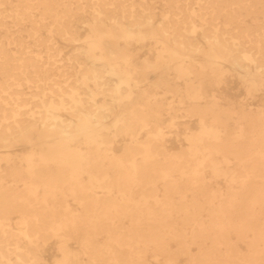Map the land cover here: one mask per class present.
I'll list each match as a JSON object with an SVG mask.
<instances>
[{
	"label": "bare ground",
	"instance_id": "1",
	"mask_svg": "<svg viewBox=\"0 0 264 264\" xmlns=\"http://www.w3.org/2000/svg\"><path fill=\"white\" fill-rule=\"evenodd\" d=\"M179 256L264 264V0H0V264Z\"/></svg>",
	"mask_w": 264,
	"mask_h": 264
},
{
	"label": "rangeland",
	"instance_id": "2",
	"mask_svg": "<svg viewBox=\"0 0 264 264\" xmlns=\"http://www.w3.org/2000/svg\"><path fill=\"white\" fill-rule=\"evenodd\" d=\"M156 7L159 8L160 7V3H157ZM61 44L63 46H65L63 48L64 51H68L69 50V48H70V44L69 43L62 42ZM138 54L140 55L141 59H143L146 56H151L150 55L151 53L148 52V51H145V50L140 52V53H138ZM224 88L225 87H223L222 89L224 90ZM229 88H231V89H229V91L235 93V95H237L238 97H242L243 96L242 93H241L242 89H241V87H240V85H239L237 80H233V81L231 80ZM184 144H185V141L183 139H180L179 142H169L168 143V147L176 148V147H178L180 145H184ZM216 183L221 185V182H219V181H217ZM67 245H68V247L71 250H74V251H77V252L79 251V248H78V246L75 243H72L70 241V242L67 243ZM170 247H171V249L175 248L173 243H170ZM241 248H243V247L241 246ZM186 263H187L186 262V258L184 256H179L177 259H175V264H186ZM152 264H165V262L163 260H161V259H158L157 261L153 262Z\"/></svg>",
	"mask_w": 264,
	"mask_h": 264
}]
</instances>
